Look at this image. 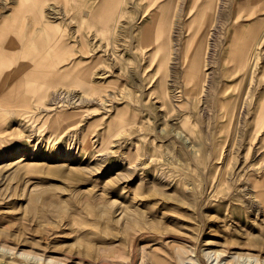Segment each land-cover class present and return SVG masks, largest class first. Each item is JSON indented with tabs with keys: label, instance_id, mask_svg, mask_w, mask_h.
I'll list each match as a JSON object with an SVG mask.
<instances>
[{
	"label": "rangeland",
	"instance_id": "374dc122",
	"mask_svg": "<svg viewBox=\"0 0 264 264\" xmlns=\"http://www.w3.org/2000/svg\"><path fill=\"white\" fill-rule=\"evenodd\" d=\"M59 1L46 11L82 17ZM118 5L113 33L71 21L87 79L0 106V264H264V34L234 37L232 0Z\"/></svg>",
	"mask_w": 264,
	"mask_h": 264
},
{
	"label": "crops",
	"instance_id": "0c3cea01",
	"mask_svg": "<svg viewBox=\"0 0 264 264\" xmlns=\"http://www.w3.org/2000/svg\"><path fill=\"white\" fill-rule=\"evenodd\" d=\"M48 1L16 0L13 7L0 16V106L2 107L31 110L46 101L51 89L70 79L85 80L95 69L96 57L91 58L88 55L85 43L80 42L76 46L68 36L70 29L76 32V28H73L76 26L72 27L71 23L75 17L66 16L64 13L57 16L54 12L46 11ZM75 1L83 2L82 17L75 18L79 24L81 20L84 22V29L77 27L79 32L98 34L114 32V23L120 13L121 6L118 5L120 0ZM200 1L207 3L211 9L216 0ZM59 2L68 8L70 2L74 3V0ZM93 2V10L87 11L85 9L87 4ZM232 7L233 19L243 21L235 25L243 30L241 28L236 30L234 37L238 33L244 34V39L250 42L264 34V0H232ZM72 10L74 13V6ZM212 12L213 10L202 17V30L197 32L198 37L196 36L193 46L191 45L192 50L201 47V37L207 27L212 25L210 24L214 17ZM141 39L146 49L154 47L152 33L143 34ZM66 113L53 114L55 116L51 118L50 129L60 131L61 128L74 124L70 113Z\"/></svg>",
	"mask_w": 264,
	"mask_h": 264
},
{
	"label": "bare ground",
	"instance_id": "6f19581e",
	"mask_svg": "<svg viewBox=\"0 0 264 264\" xmlns=\"http://www.w3.org/2000/svg\"><path fill=\"white\" fill-rule=\"evenodd\" d=\"M250 37V36H249ZM15 38V37H14ZM252 39V38H251ZM256 40V39H255ZM254 43V42H253ZM243 44V43H242ZM248 44V43H247ZM250 44V43H249ZM252 44V43H251ZM249 46V45H248ZM252 47H250V49H251ZM244 49H246V48H244ZM239 51V55H240V57L242 58V57H244L245 56V53H246V51L245 50H241V49H239L238 50ZM250 52H251V50H250ZM254 52V51H253ZM14 54V53H13ZM196 54V53H195ZM6 55V54H5ZM191 59L193 60V62H195L196 61V56L195 57H191ZM13 62V61H12ZM44 62H46V61H44ZM244 64V63H243ZM243 64H242V66H243ZM42 65V64H41ZM194 65V64H193ZM193 65H191L190 67L192 68V66ZM40 66V65H39ZM37 67V66H36ZM46 68V67H45ZM31 70V69H30ZM33 70H35V69H33ZM37 70V69H36ZM61 70V69H60ZM59 70V71H60ZM38 71V70H37ZM40 71V70H39ZM41 71H43V70H41ZM191 71V70H190ZM47 72V71H46ZM49 72H50V70H49ZM52 72V71H51ZM193 72V71H192ZM56 73V72H55ZM59 76L61 75V74H58ZM54 76H55V74H54ZM55 79H56V77H55ZM24 160V156L22 157V156H20L19 157V159L17 160V162L16 163H18V162H21V161H23ZM181 263V262H180ZM184 263H186V264H189L190 263V261H185ZM163 264V263H162Z\"/></svg>",
	"mask_w": 264,
	"mask_h": 264
}]
</instances>
